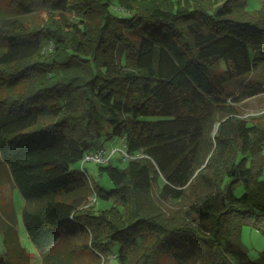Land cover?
<instances>
[{
  "label": "trees",
  "instance_id": "trees-1",
  "mask_svg": "<svg viewBox=\"0 0 264 264\" xmlns=\"http://www.w3.org/2000/svg\"><path fill=\"white\" fill-rule=\"evenodd\" d=\"M11 1L47 18L34 29L0 16V162L36 249L85 235L95 264H264L240 242L243 226L264 234V116L242 118L238 99H220L209 79L221 63L228 80L264 65V2L252 11L247 0ZM107 128L143 156L100 165L109 190L76 168L107 149ZM153 193L184 203L181 216L167 218ZM11 229L0 228V264H23Z\"/></svg>",
  "mask_w": 264,
  "mask_h": 264
},
{
  "label": "rangeland",
  "instance_id": "rangeland-1",
  "mask_svg": "<svg viewBox=\"0 0 264 264\" xmlns=\"http://www.w3.org/2000/svg\"><path fill=\"white\" fill-rule=\"evenodd\" d=\"M176 1L177 0H172ZM11 0H0V16H6L10 19H22L27 27L37 29L43 27L47 21L46 16L42 11H38L28 15L27 17L19 12L14 5L11 4ZM184 4L186 0H181ZM189 2V0H188ZM264 0H247L248 7L252 11H256L262 5ZM193 2L191 3V5ZM14 6V7H13ZM112 11H116L117 15L120 13L122 17H128L129 13L120 8L112 7ZM73 19L72 16L66 15L64 22L68 23ZM1 28V23H0ZM129 37V36H128ZM134 41V37L131 36ZM94 48L93 44H90L87 49ZM226 73V67L224 63H221L209 75L214 88L218 90L219 97L222 100H226L227 103L233 102V99H238L237 107L239 114L244 119L256 118L264 116V92L257 90H264V65L254 71L252 74L236 78L234 80H228ZM26 87L23 86L22 90ZM21 94L20 91H17ZM256 94V95H254ZM232 104V103H231ZM217 127L215 128V131ZM111 129L107 128L106 134L98 142V144H104L107 149L110 148L109 142L119 144L120 141H116L115 138H109ZM264 157V146H263ZM115 159L112 163L118 165L120 168H125L126 164L121 160ZM250 165V164H249ZM100 165L92 163H86L84 168L89 177L91 184H99L102 188L109 190L111 188L110 181L106 176H99ZM77 169L81 166H76ZM258 181L264 184V161L261 168V173L258 176ZM243 187H237L235 194L241 196L243 194ZM207 189L201 188V193L204 194ZM148 200L155 203V205L165 214L167 218L177 219L181 215H177L176 212H180L179 209L184 206V203L173 204L169 201H161L157 199L153 193ZM26 206V202L21 193L14 187V184L7 172L0 162V228H12L11 230L17 231L20 248L25 254H19V258H22L23 264H95V257L90 250H87V245H90V238L85 235H79L74 238H63L59 241L53 250L46 251L44 253L39 252L33 242L29 239L23 221L22 214ZM99 207V204H98ZM240 242L246 248L249 259L252 261H258L264 254V234L255 229L252 226H243L240 233ZM6 251V245L4 243V235L0 232V253ZM71 254V255H70ZM70 255V256H69ZM65 262V263H64ZM21 264V262H20ZM103 264V259H101ZM111 264H117L112 262ZM159 264H174L173 261L165 256L160 259Z\"/></svg>",
  "mask_w": 264,
  "mask_h": 264
},
{
  "label": "built area",
  "instance_id": "built-area-1",
  "mask_svg": "<svg viewBox=\"0 0 264 264\" xmlns=\"http://www.w3.org/2000/svg\"><path fill=\"white\" fill-rule=\"evenodd\" d=\"M143 156L130 155L126 144V138H122L119 144H113L109 149H96L87 152L81 162V170L85 172V164L92 163L95 165H107L115 159H120L122 162H129L131 160L141 159ZM92 203L96 202V196L93 194Z\"/></svg>",
  "mask_w": 264,
  "mask_h": 264
},
{
  "label": "crops",
  "instance_id": "crops-1",
  "mask_svg": "<svg viewBox=\"0 0 264 264\" xmlns=\"http://www.w3.org/2000/svg\"><path fill=\"white\" fill-rule=\"evenodd\" d=\"M111 144H113V143H111Z\"/></svg>",
  "mask_w": 264,
  "mask_h": 264
}]
</instances>
